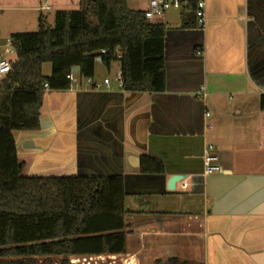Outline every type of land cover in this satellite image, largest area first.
Here are the masks:
<instances>
[{
	"label": "crops",
	"instance_id": "0c3cea01",
	"mask_svg": "<svg viewBox=\"0 0 264 264\" xmlns=\"http://www.w3.org/2000/svg\"><path fill=\"white\" fill-rule=\"evenodd\" d=\"M46 1L25 10H50ZM204 1L203 27L184 25L178 9L151 21L165 28L163 91H126L115 81L119 61H100L104 72L95 61L99 88L45 91L40 127L13 132L27 176H122L126 253L103 257L264 264V0ZM208 144L221 171L205 175ZM141 156L164 171L141 172ZM175 173L183 179L169 190Z\"/></svg>",
	"mask_w": 264,
	"mask_h": 264
},
{
	"label": "trees",
	"instance_id": "16d2710c",
	"mask_svg": "<svg viewBox=\"0 0 264 264\" xmlns=\"http://www.w3.org/2000/svg\"><path fill=\"white\" fill-rule=\"evenodd\" d=\"M128 1L79 0L76 9L57 10L52 25L39 17L35 31L9 35L15 55L0 79V264L126 253L122 176L24 175L13 132L37 130L45 91L69 89L66 76L73 67L80 77L91 78L97 58L105 66L119 61L126 91L164 90L165 28ZM195 3L189 0L180 9L184 25L196 26ZM44 63L51 65L49 75L42 73ZM259 106L264 109V94ZM140 170L164 168L141 156ZM166 264L191 263L172 257Z\"/></svg>",
	"mask_w": 264,
	"mask_h": 264
},
{
	"label": "rangeland",
	"instance_id": "374dc122",
	"mask_svg": "<svg viewBox=\"0 0 264 264\" xmlns=\"http://www.w3.org/2000/svg\"><path fill=\"white\" fill-rule=\"evenodd\" d=\"M59 0H47L45 4L50 6V10L47 11H35V12H29L25 10V7H35L39 8L40 5H43V3H40L39 0H0V54L5 59H13L14 58V51L9 43V35L11 32L20 31H35L37 29V23L34 22L33 17L36 16L38 18L39 14H42L45 17L46 22L48 25L53 24V17L54 13L57 10H71L76 9L78 7L77 3L72 4L71 1H67L65 4H61V7L59 8L60 4L58 3ZM13 7H17L16 9H8L7 7L12 6V4H17ZM31 18L32 25L29 26L25 24L27 22L28 18ZM18 23V25H14ZM25 24V25H24ZM11 51V52H9ZM98 70L101 72H104L106 68L104 65L100 62V59L97 58L96 60ZM51 70L50 63H44L42 66V73L44 75H49ZM102 76V75H101ZM100 83V82H99ZM98 83V84H99ZM213 153V150L211 151ZM24 174V172H23ZM25 175V174H24ZM38 264H124L123 260H120L119 258H108V257H102V258H79V261H72L71 258H67L66 260L62 257H43L40 258L37 262Z\"/></svg>",
	"mask_w": 264,
	"mask_h": 264
},
{
	"label": "built area",
	"instance_id": "2783aa9c",
	"mask_svg": "<svg viewBox=\"0 0 264 264\" xmlns=\"http://www.w3.org/2000/svg\"><path fill=\"white\" fill-rule=\"evenodd\" d=\"M189 0H149L148 7L144 10V16L148 21H154L164 14L165 11L169 9H178L180 10L183 6L188 4ZM196 9H195V17H196V26L203 27L206 10H205V1L204 0H195ZM49 8L48 6L45 9ZM104 52V51H102ZM11 70V64L9 60L4 57L0 58V79H2L5 75H7ZM69 80L70 86L69 89H77L80 86L84 87H92L99 88L100 84L93 83L91 78H82L78 74H74L70 72L67 76ZM82 79V81H81ZM80 81L82 83H80ZM115 81L117 84L122 86V75L121 71L116 74ZM103 84L106 86L109 84L108 79L103 80ZM47 87V86H46ZM212 145L208 144L203 153V173L205 175H210L216 172H220L221 168L215 164L217 157L214 155L212 151ZM72 258V256L70 257ZM72 262V259H71Z\"/></svg>",
	"mask_w": 264,
	"mask_h": 264
},
{
	"label": "water",
	"instance_id": "95a60500",
	"mask_svg": "<svg viewBox=\"0 0 264 264\" xmlns=\"http://www.w3.org/2000/svg\"><path fill=\"white\" fill-rule=\"evenodd\" d=\"M71 72L74 73V74H78V73H79V68H78V67H73L72 70H71ZM202 163H203V156H202ZM202 173H203V169H202ZM182 179H183L182 174H178V173L173 174V175L169 178V180H168V182H167V188H168L169 190H172V189L174 188L175 183H176L177 181L182 180Z\"/></svg>",
	"mask_w": 264,
	"mask_h": 264
}]
</instances>
